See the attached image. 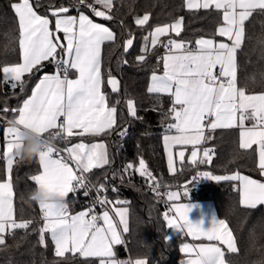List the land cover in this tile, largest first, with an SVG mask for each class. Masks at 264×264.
Segmentation results:
<instances>
[{
	"label": "snow or ice",
	"instance_id": "6c2138e0",
	"mask_svg": "<svg viewBox=\"0 0 264 264\" xmlns=\"http://www.w3.org/2000/svg\"><path fill=\"white\" fill-rule=\"evenodd\" d=\"M79 3L85 5L87 0H79ZM95 3L109 11L112 8V0H95ZM185 6L190 10L215 9L218 13L222 12L223 24L217 29V34L226 37L230 43H217L213 39L200 38L195 41L193 48L190 42L169 38L163 44L166 49L165 55L160 57L163 62V75L153 73L148 91L165 93L173 98L169 111L175 123L170 124L169 129H175L176 134L164 136L169 172L176 171L172 149L178 145L182 148L193 146L189 160L192 165L211 161V149L205 148L203 156L199 157V149L196 147L208 139L204 134V122L208 120L207 127L210 130L239 127L240 148L250 149L253 145L257 146L258 169L260 175L264 176V93L249 95L243 88L237 87V52L245 39V22L254 11L264 12V0H185ZM87 7L96 16L111 19L105 11L97 10L92 4H87ZM12 8L18 18L22 62L5 65L0 69L4 82L9 83L13 89L23 88L25 74L31 73L42 61L50 59L56 63V73L44 75L40 79L31 96L18 109V117L9 121V126L4 129L6 144L3 157L6 161L7 179L0 182V245L5 244V233H11L15 229H27L31 223L18 222L14 218L11 178L14 162L21 158L17 155L21 131L31 130L48 145L39 155L41 171L31 179L46 192L58 194L65 201L59 207L48 203L39 204L44 220L40 229V243L44 244L45 233H50L57 257H64L65 253L72 252L84 257H99L100 264H131V261L122 262L114 258L113 245L121 244L122 239L109 211H103L100 216L90 215L93 210L89 208L71 215L65 200L69 193L88 188L86 173L109 164L106 145L76 143L64 149L67 153L65 156L60 154V150L50 139L44 137L50 130H55L51 139H67L74 135L101 136L114 130L117 124V108L109 106V98L102 91L101 47L105 42L114 41L115 34L108 27L94 23L83 13L78 18L64 15L69 11L66 7L53 10L52 15L56 17V32L53 33L48 17L37 14L30 0H20L12 4ZM149 19V15L145 14L136 18L135 24L142 27ZM182 24L181 17L171 24L155 27L144 37V47L136 60L145 61L149 48L154 49L163 43L161 37L169 36L170 33L180 36ZM60 32L64 34L66 43L61 41L58 35ZM132 45L133 38L127 39L124 44L125 52ZM58 50L63 53L59 59ZM73 71L74 79L69 76ZM107 83L113 92L119 90L118 80L110 73ZM126 104L129 115L136 117L134 101L128 99ZM246 120L254 121L252 127H245ZM178 156L183 163L185 151L180 150ZM132 168L133 165L129 163L125 172ZM135 171L149 181L155 180L143 159H140L139 167ZM200 178L215 181L237 180L240 182V203L244 207L254 209L258 205H264V182L239 174L218 176L210 172H198L193 181ZM158 187L157 184L153 191ZM112 190L116 191L115 188ZM104 191L106 189L101 184L97 192ZM184 195H188L187 187ZM167 199L173 202L169 211L163 215L169 229L195 240L218 241L230 252H237L236 239L225 220L213 216L211 227L205 230L201 223H192L189 220L188 214L192 206L179 203L180 192H168ZM96 202L101 206L112 203L107 197L99 195ZM114 210L123 231L127 232L128 209ZM101 220L103 224L98 223ZM180 251L187 257L183 264H225L224 252L215 243H185ZM135 264L147 262L137 259Z\"/></svg>",
	"mask_w": 264,
	"mask_h": 264
},
{
	"label": "trees",
	"instance_id": "16d2710c",
	"mask_svg": "<svg viewBox=\"0 0 264 264\" xmlns=\"http://www.w3.org/2000/svg\"><path fill=\"white\" fill-rule=\"evenodd\" d=\"M36 11L43 16H52L51 10L66 7L70 13L90 12L87 0L78 10L79 0H30ZM20 0H0V69L3 66L19 63L18 18L12 4ZM111 19L104 22L116 34V40L104 45L103 82L109 104L117 108V124L111 131L109 144V164L90 172L87 176L98 189L104 185L108 199L116 206L128 209V231L122 232L123 242L116 248L117 257L134 264L143 259L147 264H182L184 256L180 251L183 237H169L170 229L163 219L167 212L158 198L137 185L118 184L113 191L110 174L117 172L120 164L133 165L128 172L133 178H145L135 171L140 159L160 185L176 188L188 184L196 171V165L184 163L178 166L175 174H170L163 148V136L171 133L169 125L174 123L170 108L173 98L170 95L150 93L148 85L153 73L163 72V44L169 38L190 42L200 38L218 39L217 29L223 24L222 12L215 9H186L185 0H113L108 11ZM148 14L150 19L144 26H137L135 20ZM183 18L180 36L170 33L161 37L162 44L149 48L146 60L138 62L136 57L144 47V37L155 27L171 24ZM133 38V45L125 52L124 43ZM63 53L58 50V59ZM127 61V63H125ZM56 70L51 59L24 76L23 88L13 89L5 83L0 72V180L6 178L4 151V129L9 121L15 119L23 101L31 93L35 83L43 76ZM109 73L121 80V89L113 93L108 89ZM70 73L69 75H71ZM237 87L246 94L264 93V12L254 11L245 22V39L237 52ZM134 101L136 117L129 115L127 100ZM119 101V103H117ZM16 110V111H14ZM247 124H251L250 122ZM55 131V130H54ZM51 131L44 137L63 147L79 141H93L101 137H76L64 141L60 137L51 139ZM121 133L125 137L121 138ZM206 147L214 149L210 162L200 165L202 172L229 176L244 174L256 177L258 153L256 147L240 148L239 129H221L207 133ZM41 168L38 157L18 158L13 165L11 178L13 184L15 218L17 221H31L27 229H16L0 245V264H99L98 258H88L79 253L67 252L64 257L55 255V244L50 233H45L44 244L40 243V229L44 225L39 203L28 198L29 192L36 188L31 179L39 174ZM188 195L182 200L212 201L218 216L225 220L236 239L237 252L224 250L228 264H264V211L262 207L246 208L240 203L238 182L235 180L215 181L201 178L197 184L189 186ZM116 201L124 203L117 204ZM66 202L71 213L86 209L88 200L82 194L71 193ZM168 237V239H166Z\"/></svg>",
	"mask_w": 264,
	"mask_h": 264
},
{
	"label": "crops",
	"instance_id": "0c3cea01",
	"mask_svg": "<svg viewBox=\"0 0 264 264\" xmlns=\"http://www.w3.org/2000/svg\"><path fill=\"white\" fill-rule=\"evenodd\" d=\"M31 2V1H30ZM32 3V2H31ZM112 3H113V0H112ZM98 6L100 7V11H105L106 12V14L107 15H109V13H108V9H105V8H103L102 7V5H100V4H98ZM34 7V6H33ZM186 9H188L187 7H186ZM34 10L36 11V9L34 8ZM53 10H55V9H53ZM53 10H51V14H52V12H53ZM188 10H190V9H188ZM195 9H193V10H190V11H194ZM200 10V9H199ZM204 10H206V9H204ZM37 12V11H36ZM81 13H83V14H85V15H87L90 19H92L93 20V22L94 23H99V24H102V25H104L105 27H108L113 33H114V31L108 26V24L107 23H105L104 22V19L105 18H103V17H98V16H96L95 14H91V13H88V12H78V13H70L69 11L67 12V13H65L64 15H69V16H75V17H79V15L81 14ZM37 14H39L38 12H37ZM40 15V14H39ZM43 16V15H42ZM48 17V19L50 20V25H49V27H50V29L53 31V33H55L56 32V30H55V20H56V17L55 16H47ZM115 34V33H114ZM58 35L60 36V39H61V41L62 42H64V43H66V41H64V34L62 33V32H60V33H58ZM219 36V35H218ZM115 37H116V34H115ZM205 39H213L215 42H217V43H219V42H226V43H230V41H228L227 40V38L226 37H221V36H219V38L218 39H214V38H205ZM116 40V39H115ZM114 40V41H115ZM114 41H110V42H105L103 45H102V47H101V75H102V81H103V70H102V65H103V50H104V45L105 44H107V43H112V42H114ZM179 41V40H178ZM126 42V41H125ZM125 44V43H124ZM131 48V47H130ZM129 48V49H130ZM195 48V47H194ZM128 49V50H129ZM165 53H166V51L163 53V55H165ZM162 55V56H163ZM20 56H21V53H20ZM20 62H22L21 60H20ZM19 62V63H20ZM42 62H44V61H42ZM219 69L217 68V70L216 71H218ZM163 71H164V69H163ZM2 73V72H1ZM56 73V70L55 71H53V72H50V73H48V74H46V75H54ZM28 74H30V73H27V74H25V76L26 75H28ZM155 74H157V75H163V72H161V73H155ZM153 75V74H152ZM152 75H151V77H152ZM44 76V75H43ZM43 76L40 78V79H42L43 78ZM70 76V78H75V73H74V71L72 72V74L71 75H69ZM2 77H3V74H2ZM113 77H115L117 80H118V82H119V85H118V91L117 92H119L120 91V89H121V80L118 78V77H116V76H113ZM151 77H150V81H149V85H148V88L150 87V85H151V83H152V80H151ZM109 78V77H108ZM40 79L35 83V85L37 84V83H39V81H40ZM107 81H108V79H107ZM35 85L33 86V89L35 88ZM107 86H108V89L111 91V92H113L112 91V88H111V86L107 83ZM32 89V90H33ZM102 91H104L105 92V90H104V82H103V84H102ZM117 92H113V93H117ZM31 93H32V91H31ZM31 93L26 97V99H28L30 96H31ZM106 93V92H105ZM107 94V93H106ZM159 94H165V93H159ZM166 95H168V94H166ZM25 99V100H26ZM22 105H23V103L21 104V106L20 107H22ZM109 106H111L110 104H109ZM18 115H19V113L16 115V117L15 118H17L18 117ZM116 117H117V113H116ZM63 120V118H61V121ZM251 123L250 125L249 124H247V123ZM59 123V122H58ZM174 123H175V121H174ZM254 123V121H251V120H246L245 121V127H252V124ZM204 124H205V128H204V134H205V136L207 137V133L208 132H213V131H216V130H221V129H216V130H210V129H208V127H207V124H208V121L207 120H205V122H204ZM234 128H238L239 129V131H241V129L239 128V127H234ZM229 129H232V128H229ZM51 131H54V130H50V132ZM74 131H78V130H74ZM47 133H45L44 134V136L46 135ZM111 134V133H110ZM110 134H106V135H101V136H89V135H86V136H83V137H101L100 139H98V140H93V141H79V142H74V143H72V144H66L65 143V145L63 146V147H60V146H58V145H56L55 143H53L52 141H50L57 149H59V148H61L62 150H64V149H66V148H68V147H71L73 144H76V143H80V142H84V143H86V144H92V143H104L105 145H106V149H107V154H108V159H109V144H108V142H107V139L109 138V136H110ZM169 134H176V132H175V129H172V132L171 133H168V134H166V135H169ZM165 136V135H164ZM164 136H163V148H164V155H165V159H166V164H167V167H168V153L166 152V150H165V144H164ZM240 136V135H239ZM78 138V137H81V136H78V135H74V136H72V137H70V138ZM67 139H69V138H67ZM66 139H64V141H65ZM5 144H6V141H4V148H5ZM198 149H199V152H198V156L199 157H202L203 156V151L202 150H204L205 148H207L206 147V140L204 141V142H202L200 145H197L196 146ZM253 147H256L257 148V146L256 145H253ZM207 149H209V148H207ZM180 150H184L185 151V159H184V161H183V163H181V161H180V159H179V156H178V152L180 151ZM193 150V146L192 145H187V146H184L183 148L181 147V146H176V147H174L173 149H172V152H173V158H174V167L176 168V171H177V168H178V166L179 165H181V164H184V163H189V160H190V157H191V151ZM212 150V149H211ZM202 152V153H201ZM213 157V156H212ZM39 159V158H38ZM16 162V161H15ZM15 162H14V164H15ZM257 164H258V161H257ZM106 166V165H105ZM104 166V167H105ZM95 169H98V168H95ZM95 169H92L90 172H92L93 170H95ZM41 171V170H40ZM168 171H169V169H168ZM176 171L173 173V172H169L170 174H175L176 173ZM89 172V173H90ZM89 173H86L85 175L87 176ZM5 174H6V178L4 179V180H0V182H3V181H5L6 179H7V171H6V161H5ZM233 175H236V174H233ZM239 175H241V176H248V175H244V174H239ZM231 176V175H230ZM249 177H251L252 179H256V180H259V181H261V182H264V176H261L260 175V172H258V174H257V176L256 177H252V176H249ZM206 179H208V178H206ZM235 181H237V180H235ZM238 182V186L240 187V182L239 181H237ZM177 192V191H176ZM71 193H69V195H70ZM68 195V196H69ZM67 196V197H68ZM66 197V198H67ZM66 198H65V200H66ZM172 201H171V205H172ZM179 203H183V204H189V205H191L192 206V210L189 212V220L192 222V223H201V227L202 228H204L205 230H207V228H209V227H211V220H212V217L213 216H215V217H217L218 219H221L219 216H218V213H217V210H216V207H215V204H214V202H212V201H192V200H182V195H181V199H180V201H179ZM113 205H115L114 203H111L110 204V211L113 213V210H112V207L111 206H113ZM171 205H170V207H171ZM242 205V204H241ZM116 206V205H115ZM243 206V205H242ZM117 207H119V206H117ZM257 207H262L263 208V211H264V205H258ZM256 207V208H257ZM13 210H14V218H15V208H14V195H13ZM169 211V210H168ZM69 213L71 214V215H74L76 212H74V213H71L70 211H69ZM174 213H170V215H173ZM90 215H92V213H90ZM16 219V218H15ZM127 220H128V215H127ZM18 222H20V221H18ZM16 230V229H15ZM14 231V230H13ZM12 231V232H13ZM123 232V231H122ZM234 236V235H233ZM169 237H183V238H185V240L183 241V243L181 244V247H182V245L183 244H185V243H187V244H191V245H198V244H201V243H203V244H208V243H215V244H217L219 247H221V249H222V251L224 252V250L225 249H227V247L225 246V245H223V244H220V242H218V241H213V242H209V241H207L206 239H199V240H195V239H193L192 237H190V236H187V235H185V234H182V233H180V232H178V231H176V230H173V229H170V235H169ZM8 238V233H5V235H4V239H5V241H6V239ZM181 247H180V249H181ZM114 249V254H115V252H116V248L114 247L113 248ZM228 250V249H227ZM183 254V256H184V259H183V261L187 258L186 257V254L185 253H182ZM88 258H91V257H88ZM115 259L116 260H118V261H122V262H126V260H122V259H117L116 258V255H115ZM225 259V258H224ZM183 261H182V264H183ZM135 264V263H134ZM225 264H228L226 261H225Z\"/></svg>",
	"mask_w": 264,
	"mask_h": 264
},
{
	"label": "built area",
	"instance_id": "2783aa9c",
	"mask_svg": "<svg viewBox=\"0 0 264 264\" xmlns=\"http://www.w3.org/2000/svg\"><path fill=\"white\" fill-rule=\"evenodd\" d=\"M88 4H92L97 10L100 11V7L95 2H90ZM81 6L82 5L80 3H78L77 9L79 10L81 8ZM89 10H90V12L94 13L91 8H89ZM165 51H166V49L164 48L162 53H164ZM70 73H72V72H70ZM124 137H125V133H123V135L121 134V138H124ZM58 150H60L61 155H65V156L67 155V153L64 152V150H62L61 148H59ZM214 153H215V151H214V149H212L211 150V156H213ZM17 159L15 161H17ZM200 165H201V163L196 164V171H195V174L193 177H195L198 172H202L200 170ZM125 168H126V165L120 164L117 167V172L114 175L110 174V178L113 182V185H112L113 188H115L117 190L118 184H128V185L140 186V187L144 188L145 190L149 191L150 193H152L153 195H155L158 198V201L166 206L167 211L169 210L170 205H171V201H169L167 199V193L168 192L177 191V192H180L181 195H184V191H185L186 187L188 189L190 185L197 184L201 181V178L196 180V181H193V178H192V180L188 184L178 186L176 188L164 187V186L160 185L156 179L154 181H149L146 177L145 178H133L128 171L125 172ZM86 177H87L86 183L88 184V188L87 189H83V188L78 189L74 193L75 194H82L85 198H87V200H88L87 209L91 208L93 210L92 214L100 216L103 210L110 209V204H106L104 206H101L99 203L96 202L97 196L99 195L100 197H107V199H108V193L106 191L98 193L97 188L92 184V182H90V180L88 179V176H86ZM157 184L159 185V187L156 189V191H153V189L156 188ZM85 191H87V195H85ZM98 223L103 224V221L102 220L98 221ZM11 235H12V232L8 233V236H11ZM116 258L118 259L117 253H116Z\"/></svg>",
	"mask_w": 264,
	"mask_h": 264
},
{
	"label": "clouds",
	"instance_id": "9594fccd",
	"mask_svg": "<svg viewBox=\"0 0 264 264\" xmlns=\"http://www.w3.org/2000/svg\"><path fill=\"white\" fill-rule=\"evenodd\" d=\"M20 147L17 149V155L21 158L38 157L40 153L48 146L44 139L31 130H22L20 134ZM31 201L48 203L57 207L65 203L64 199L55 193H48L39 185L28 194Z\"/></svg>",
	"mask_w": 264,
	"mask_h": 264
},
{
	"label": "rangeland",
	"instance_id": "374dc122",
	"mask_svg": "<svg viewBox=\"0 0 264 264\" xmlns=\"http://www.w3.org/2000/svg\"><path fill=\"white\" fill-rule=\"evenodd\" d=\"M252 95V94H251ZM239 135H240V131H239ZM230 176V175H229ZM232 176V175H231ZM112 207V210H113V213L109 210V209H105V210H107V211H109V214L112 216V218H113V221L116 223V225H117V230H118V232L120 233V235H121V239H122V242H123V238H122V231H123V226L119 223V217L116 215V212H115V210H114V208L115 209H119V208H126V207H117V206H115V205H113V206H111ZM87 210V208L86 209H82V210H80V211H77L74 215H76L77 213H79V212H82V211H86ZM105 210H103V211H105ZM103 211H102V213H103ZM102 213H101V215H102ZM90 218V217H89ZM122 245V243L121 244H118V245H116V244H114L113 245V248L115 247V248H117L118 246H121ZM113 252H114V249H113ZM115 255H116V252H115ZM94 258H98L99 260H100V258L99 257H94ZM114 258H115V256H114ZM99 264H100V262H99Z\"/></svg>",
	"mask_w": 264,
	"mask_h": 264
}]
</instances>
